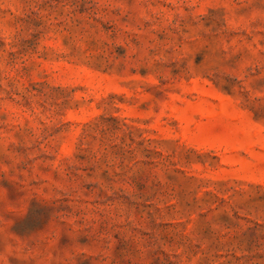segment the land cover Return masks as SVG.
Instances as JSON below:
<instances>
[{
	"label": "rangeland",
	"instance_id": "rangeland-1",
	"mask_svg": "<svg viewBox=\"0 0 264 264\" xmlns=\"http://www.w3.org/2000/svg\"><path fill=\"white\" fill-rule=\"evenodd\" d=\"M8 264H264V0H0Z\"/></svg>",
	"mask_w": 264,
	"mask_h": 264
},
{
	"label": "clouds",
	"instance_id": "clouds-1",
	"mask_svg": "<svg viewBox=\"0 0 264 264\" xmlns=\"http://www.w3.org/2000/svg\"><path fill=\"white\" fill-rule=\"evenodd\" d=\"M15 255L14 252H0V264H8L9 257Z\"/></svg>",
	"mask_w": 264,
	"mask_h": 264
}]
</instances>
